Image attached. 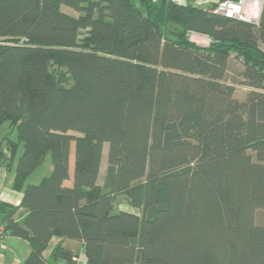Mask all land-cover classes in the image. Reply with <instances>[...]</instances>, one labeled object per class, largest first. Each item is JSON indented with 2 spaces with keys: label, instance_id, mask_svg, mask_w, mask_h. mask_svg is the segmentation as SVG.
<instances>
[{
  "label": "trees",
  "instance_id": "obj_1",
  "mask_svg": "<svg viewBox=\"0 0 264 264\" xmlns=\"http://www.w3.org/2000/svg\"><path fill=\"white\" fill-rule=\"evenodd\" d=\"M262 1L254 24L217 2L0 0V165L22 192L0 236L28 242L23 264H75L61 242L44 257L53 236L83 264H264Z\"/></svg>",
  "mask_w": 264,
  "mask_h": 264
},
{
  "label": "crops",
  "instance_id": "obj_2",
  "mask_svg": "<svg viewBox=\"0 0 264 264\" xmlns=\"http://www.w3.org/2000/svg\"><path fill=\"white\" fill-rule=\"evenodd\" d=\"M174 1H177L179 3H185V2L187 3L189 0H174ZM192 1L195 5L206 8L209 4L213 2H217L218 0H192ZM190 36L191 39H193L197 43H202V44L209 43L208 40L209 37L207 35L204 34L199 35L195 32L193 33L191 32ZM5 125L6 127H4L3 129L4 133H0V140L8 131V124L5 123ZM11 136H14V132L11 134ZM102 162L103 161L101 159L98 180L103 178V176L102 177L100 176V174L104 172V169L102 168ZM71 173L72 172L70 171V157H69V179L65 180V183L67 184H70L71 182ZM13 175H14L13 168H6L5 166L0 165V200L9 203L11 205L17 206L21 200L22 192L12 188ZM24 215H25L24 209L18 208L15 212L14 217L22 219ZM72 240L75 242H73ZM59 242H61L65 248H68L72 250L74 253H76L79 258V261L83 264L84 247L80 241L74 239L61 240L60 237L53 236L50 239L47 247L43 251L44 257L49 258L54 246ZM75 247H77V250L79 248V251H77ZM28 252H29V246H28V242L25 239L10 236L8 234L0 236V264H23L24 258L26 257Z\"/></svg>",
  "mask_w": 264,
  "mask_h": 264
},
{
  "label": "rangeland",
  "instance_id": "obj_3",
  "mask_svg": "<svg viewBox=\"0 0 264 264\" xmlns=\"http://www.w3.org/2000/svg\"><path fill=\"white\" fill-rule=\"evenodd\" d=\"M228 66L229 67H228V73H227V80L229 82H232L233 79H238L237 76H236V72H237L238 68H240V63H239L238 59L235 58L234 54L231 55ZM234 86H235V96L239 100H243L245 97H247V92L249 90L248 87H246V86H244V85H242L241 83H238V82H235ZM5 123L6 122H4L3 125L0 126V133H4L3 129H4V127H6ZM107 148H108V145L105 142L104 145H103V157H102V161H103L102 162V168L103 169H105V166L107 164L106 163ZM72 166H73V150H72V146H71V153H70V171L71 172H72ZM51 168H52V163H51V160H50V156L47 155V157L45 158V161L37 169H35V171H33V173H31L27 177L26 182L27 183H36V182H38L43 176L47 175L50 172ZM103 173L100 174L101 177L103 176ZM101 181H102V178L99 179V182H101ZM119 199H120L119 203H118L119 206H121L123 208L125 207L127 209L130 208L131 210L138 212L137 209H134V208L130 207L124 201V199L122 197H119ZM258 212H257V215H258V220H259V219H261V215ZM73 242H75V241H73ZM75 249L77 250V247H75ZM77 251H79V248H78Z\"/></svg>",
  "mask_w": 264,
  "mask_h": 264
},
{
  "label": "built area",
  "instance_id": "obj_4",
  "mask_svg": "<svg viewBox=\"0 0 264 264\" xmlns=\"http://www.w3.org/2000/svg\"><path fill=\"white\" fill-rule=\"evenodd\" d=\"M262 0H219L213 9L215 12L231 18L258 23ZM210 41V39H208ZM75 264H82L77 258Z\"/></svg>",
  "mask_w": 264,
  "mask_h": 264
},
{
  "label": "water",
  "instance_id": "obj_5",
  "mask_svg": "<svg viewBox=\"0 0 264 264\" xmlns=\"http://www.w3.org/2000/svg\"><path fill=\"white\" fill-rule=\"evenodd\" d=\"M4 152H6V154H7L6 161H8L9 160V157H10V152H8L6 149H4Z\"/></svg>",
  "mask_w": 264,
  "mask_h": 264
}]
</instances>
